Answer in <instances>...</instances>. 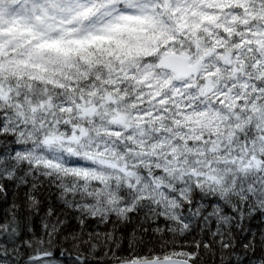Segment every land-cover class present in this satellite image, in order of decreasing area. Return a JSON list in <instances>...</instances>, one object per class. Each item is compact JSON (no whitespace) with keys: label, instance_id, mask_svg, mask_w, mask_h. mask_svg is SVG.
Masks as SVG:
<instances>
[{"label":"snow or ice","instance_id":"snow-or-ice-1","mask_svg":"<svg viewBox=\"0 0 264 264\" xmlns=\"http://www.w3.org/2000/svg\"><path fill=\"white\" fill-rule=\"evenodd\" d=\"M10 186L0 264H59L57 247L73 264H199L218 247L229 264L236 233L264 223V0H0L4 200ZM161 219L147 246L138 231ZM258 247L252 264L264 229L243 245Z\"/></svg>","mask_w":264,"mask_h":264},{"label":"trees","instance_id":"trees-1","mask_svg":"<svg viewBox=\"0 0 264 264\" xmlns=\"http://www.w3.org/2000/svg\"><path fill=\"white\" fill-rule=\"evenodd\" d=\"M45 196L47 197L46 203L48 201H51L54 207H56L58 210L62 209V206L58 204L56 201V196L55 192H50V193H45ZM12 195H11V186L9 190V196L7 200H4L2 197H0V212L5 211L7 209L8 203L11 202ZM66 211V210H65ZM64 218V217H62ZM66 219H67V225L65 228V231H72L74 229L78 228V222L76 219L73 217L71 212L66 213ZM164 227V221L161 219L157 224H150V223H145L143 224V228L148 229V233L144 234L143 229H140L137 233L138 236H143L145 243L147 246H150L151 244L159 243L158 239V234L153 235L152 233V228L155 227ZM248 229L251 231L247 233H236V247L234 249L236 255L233 256L229 262V264H252L253 261H257L261 258L262 253L259 249L257 248V251L255 253L252 252H245L243 245L247 243L248 239L251 238L252 232H255L257 235V240L259 238V233L261 229H264V223L261 222V218L259 214H257L256 217H254L251 221L247 222L245 225ZM36 227L39 228V218H36ZM113 225L111 223L105 225V224H99L95 221H89L88 223V230L90 231H99L101 233L107 232L110 229H112ZM139 227V218L134 217L133 222L129 223L127 225H120L118 227V230L116 231V236L117 238L121 239V248L119 250V254L121 256L127 255L128 254V238L130 233L134 228ZM211 227L214 229L215 228V223L211 225ZM199 232V228H196V230L188 237L189 240L192 239L193 236H196V234ZM199 238V236H197ZM66 248H68L69 252H72L73 249L71 245H65ZM159 250V249H157ZM141 253H146L147 252V247L142 246L140 248ZM99 256H103V251L98 253ZM54 258L59 262V264H73V259L70 258L67 254L64 256L60 255V248L57 247L54 252ZM93 264H96V262H93ZM199 264H220V249L217 247L215 255L212 254H203L202 259L200 260Z\"/></svg>","mask_w":264,"mask_h":264}]
</instances>
